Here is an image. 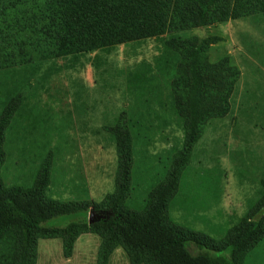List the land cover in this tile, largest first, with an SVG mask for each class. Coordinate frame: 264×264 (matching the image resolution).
I'll return each mask as SVG.
<instances>
[{"label": "rangeland", "instance_id": "obj_1", "mask_svg": "<svg viewBox=\"0 0 264 264\" xmlns=\"http://www.w3.org/2000/svg\"><path fill=\"white\" fill-rule=\"evenodd\" d=\"M173 39L197 41L208 63L226 59L238 72L227 111L208 117L188 150V130L173 98L172 83L182 62L170 44ZM42 55L35 52L33 61L0 68V117L22 95L6 132L0 177L4 188H27L47 162V197L89 206L44 226L63 229L110 217L106 201L116 192L119 165L110 129L122 117L134 121L129 127L133 166L125 210H145L172 165L184 160L167 206L172 222L219 240L237 224L262 218L264 12L77 55ZM138 72L144 77L136 88L131 79ZM15 236L9 231L0 237V264L21 260ZM108 236L92 228L78 230L66 247L61 235L39 234L27 262L143 264L121 242L109 247ZM187 247L194 255L203 251L192 242ZM245 264H264V236L247 253Z\"/></svg>", "mask_w": 264, "mask_h": 264}, {"label": "trees", "instance_id": "obj_2", "mask_svg": "<svg viewBox=\"0 0 264 264\" xmlns=\"http://www.w3.org/2000/svg\"><path fill=\"white\" fill-rule=\"evenodd\" d=\"M263 12L264 0H0V68L33 61L35 52L44 58L77 55ZM196 42L170 41L182 57L172 86L175 106L188 130L186 149L208 117L227 111L238 76L226 59L208 63L203 45L196 47ZM143 77V72L133 75L132 86H140ZM21 96L10 101L0 117V168L6 132L19 110ZM133 122L122 117L119 125L110 129L117 141L119 165L116 192L106 201L111 215L103 222L85 220L63 229L43 225L89 208L47 197V162L27 188H4L0 177V237L16 232L15 246L21 254L16 264H28L37 235H61L70 247L71 236L88 228L108 233L109 247L121 242L137 263L245 264L247 253L264 236V192L258 205L262 218L251 217L237 224L219 240L186 230L172 222L167 212L168 201L178 187L182 157L151 193L145 210L124 209L132 178L134 136L129 127ZM189 242L203 251L194 255L187 247Z\"/></svg>", "mask_w": 264, "mask_h": 264}, {"label": "water", "instance_id": "obj_3", "mask_svg": "<svg viewBox=\"0 0 264 264\" xmlns=\"http://www.w3.org/2000/svg\"><path fill=\"white\" fill-rule=\"evenodd\" d=\"M90 223H93V219L92 218H90Z\"/></svg>", "mask_w": 264, "mask_h": 264}]
</instances>
